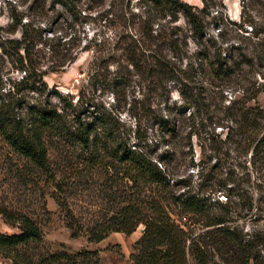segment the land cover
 <instances>
[{
    "label": "trees",
    "instance_id": "16d2710c",
    "mask_svg": "<svg viewBox=\"0 0 264 264\" xmlns=\"http://www.w3.org/2000/svg\"><path fill=\"white\" fill-rule=\"evenodd\" d=\"M132 1L121 0L127 4L129 16L120 20L114 39L89 42L83 47L70 40L62 41L51 30L40 27L48 0H31L30 16L16 10L10 13L6 33L10 36L18 32L19 37H2L0 54L23 75L0 96V139L24 163V173L17 175L18 180L42 183L56 190L51 197L65 211L73 239L85 236L88 243H100L110 234L130 236L143 226L129 256L131 264H189V257L195 264H264V200L249 198L246 208L243 195L228 187L226 179L215 178L211 185H199L193 190L188 187V178L175 179L177 174L171 172L181 162L176 157L177 147L186 148L183 154H190L192 161L193 142L198 143L201 155L221 152L226 144H244L252 158L264 162V114L248 108V102L264 93V85L249 78L255 60L264 62V4L256 15L248 13L252 56L242 54L244 50L238 46L225 49V53L218 48L211 55L199 52L200 69L206 70L208 76L206 82L218 90L210 91L209 104L201 103L207 100L203 92L190 94L184 97L185 106L169 107L166 119L159 116L166 150L153 158L131 146L126 138L115 137L105 117L83 120L78 113L66 112L60 106L63 97L56 92L50 94L42 80L46 74L41 68L43 63H49L46 71L58 73L73 64L81 52L91 51L94 57L90 66L101 69L109 59L123 62L136 73L150 75L153 92L163 97L165 85L178 78L172 60L185 55L180 38L188 36L177 25L179 20L183 19L189 38L203 41L208 26L221 23L222 10L214 11L217 4L211 0H201L200 9L183 0H137L135 14L130 9ZM79 3L80 0L49 1L53 8L59 6L72 15ZM24 17L28 21L23 22ZM245 23L229 22L236 27ZM234 53H240L241 60L233 59ZM242 65L249 68L248 82ZM223 82L237 83L241 89L240 98L234 96L225 106ZM30 94L40 99L31 102ZM55 96L57 104L51 101ZM196 117L198 126L194 123ZM181 124L187 129L184 136L180 135ZM224 128L227 133L221 140L219 132ZM51 148L63 153L64 170L52 166ZM95 172L102 175L100 193L108 207L107 214L85 224L70 209L68 189L86 185ZM252 185L264 194V175L254 177ZM221 191L227 195L225 201L214 199L211 203V195ZM242 211L250 214L251 231L244 232L240 224ZM0 217L18 231L0 233V257L12 264H101L97 251L41 255L37 250L43 233L32 217L4 204H0Z\"/></svg>",
    "mask_w": 264,
    "mask_h": 264
},
{
    "label": "rangeland",
    "instance_id": "374dc122",
    "mask_svg": "<svg viewBox=\"0 0 264 264\" xmlns=\"http://www.w3.org/2000/svg\"><path fill=\"white\" fill-rule=\"evenodd\" d=\"M49 1L40 27L51 30L62 41L70 40L74 44H80L81 47L89 42L94 44V42L111 41L114 39L120 20L123 16L126 18L129 16L127 4L121 0H80L73 9L75 13L73 15L59 6L53 8ZM183 1L198 9L203 6L201 0ZM206 1L210 3V0ZM136 2L137 0H133L130 8L135 14L138 11L135 7ZM211 2L217 4L214 11L222 10V21L218 26L214 23L208 26L203 41L189 38L188 32L184 30L183 19L177 23L187 34L186 37L188 36V38H180V46L185 50V55L172 60L178 78L165 85L163 97L158 98L153 92V78L150 75L136 73L123 62L109 59L101 69L90 66L94 57L91 51L81 52L76 61L62 72L50 73L46 71L49 63H43L41 68L46 74L42 80L47 91L50 94L56 92L58 96L63 97L64 103H60V106L65 107V111L69 114L78 113L83 120H90L89 118L97 115L103 116L111 125L115 137L126 138L131 146L140 148L146 154H151L153 158H158L166 150L162 139L165 132L159 126V116L166 119L169 107L185 106L184 97L190 94L203 92L207 100L201 103L209 104L210 91L218 90L213 87L214 85L210 86L206 82L208 76L206 70L202 72L200 69L199 52L207 51L211 55L218 48L225 53V49L238 46L243 48L242 54L252 56L250 52L252 48L248 46V34H250L248 13L254 16L258 11H262L261 4H264V0H211ZM30 3L31 0H0V40L2 37H19L18 32L10 36L6 33L10 26L9 15L16 10L22 16H30L28 10ZM243 8L245 13L242 15ZM27 18L24 17L23 22L28 21ZM242 21L246 23L240 27L229 24L234 22L238 25ZM239 56L240 53H234L233 59H239ZM241 69L246 78L245 82H248V66L242 65ZM263 74L264 62L255 60V66L249 76L250 80L264 85ZM22 75V72L14 69L9 59L0 54V96L11 90L12 85L17 83ZM190 76L195 77L190 80ZM219 83H216V86H219ZM221 86L225 90L224 106L234 96L240 98L241 89L237 83L223 82ZM30 97L33 98L31 102L40 99L37 95L30 94ZM51 101L59 103L57 96L52 97ZM202 104L199 106L202 107ZM248 108H255L257 112L264 114V93H260L254 101L248 102ZM190 111L193 112V109ZM194 123L198 126L199 117L195 118ZM180 130V135L184 136L187 130L185 125H182ZM219 131L220 129H217V132ZM262 132L261 135L264 134V129ZM219 133L221 140H224L227 129L224 128ZM192 150L194 157L191 161L190 154H183L187 152L186 148H176V157L181 162L174 170H170L177 174L173 178H188V187H192L193 190H197L199 185L204 188L211 185L215 178L226 179L228 187L238 189L243 195L246 208L249 198L255 201L264 200V194L255 190L252 185L254 177L264 175V162L252 158L251 150H248L244 144H226L223 145L221 152L215 154L204 152L201 155L198 143L193 142ZM62 154L61 150L50 149L52 166L57 170H62L65 166L62 162ZM23 164V161L0 139V204L13 210H20L37 222L43 233L42 243L37 250L39 254L60 251L74 254L89 250L98 252L101 264H131L129 256L133 253L135 242L142 235L143 226H139L130 236L110 234L100 243H88L85 236L71 238L65 211L51 197L56 190L52 186L45 187L42 183L18 180V176L25 170ZM101 178L102 175L95 172L92 181L87 182V186L76 185L68 189L70 209L75 217L85 224L107 214L108 207L100 193ZM226 196L222 191L214 193L210 202L212 203L214 199L225 201ZM219 211V209L215 210L216 213ZM244 214L245 212L242 211L240 224L244 232H248L251 231V225L248 223L250 214ZM0 233L10 235L17 234L18 231L4 224L0 217ZM188 262L195 264L190 257ZM0 264L12 263L0 257Z\"/></svg>",
    "mask_w": 264,
    "mask_h": 264
},
{
    "label": "water",
    "instance_id": "95a60500",
    "mask_svg": "<svg viewBox=\"0 0 264 264\" xmlns=\"http://www.w3.org/2000/svg\"><path fill=\"white\" fill-rule=\"evenodd\" d=\"M143 230H144V228L143 229H141V232L143 233Z\"/></svg>",
    "mask_w": 264,
    "mask_h": 264
}]
</instances>
